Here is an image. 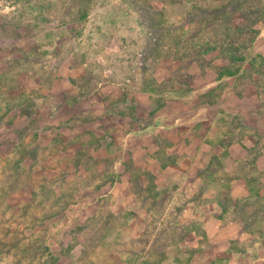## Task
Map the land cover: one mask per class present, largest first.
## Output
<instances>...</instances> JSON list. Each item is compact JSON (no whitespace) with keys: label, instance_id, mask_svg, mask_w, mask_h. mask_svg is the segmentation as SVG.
Here are the masks:
<instances>
[{"label":"rangeland","instance_id":"374dc122","mask_svg":"<svg viewBox=\"0 0 264 264\" xmlns=\"http://www.w3.org/2000/svg\"><path fill=\"white\" fill-rule=\"evenodd\" d=\"M201 1L0 0V264H264V76L148 89Z\"/></svg>","mask_w":264,"mask_h":264},{"label":"trees","instance_id":"16d2710c","mask_svg":"<svg viewBox=\"0 0 264 264\" xmlns=\"http://www.w3.org/2000/svg\"><path fill=\"white\" fill-rule=\"evenodd\" d=\"M74 1L82 6L80 17H86L88 13L84 4L87 0ZM160 1L166 3L168 0ZM181 1L169 0V3ZM201 2L203 4H192L187 11L186 22L194 25L192 29L184 31L183 26L178 27L179 35L177 34L175 38L167 42L169 46L167 44L163 52L165 42L151 44L152 46L146 50L150 57L154 56L155 61L163 57L169 65H173V68L169 67L170 74L167 80L160 83L154 79L150 80L151 84L148 89L154 100H160L164 90H171L177 96L183 95L191 89L192 76L189 70L191 71L192 67L202 70L207 66L214 67L215 59L226 63L219 67L217 79L233 76L239 73L240 69L244 74L242 76H247L245 73L248 76H256L259 73L264 76V57L260 55L257 60L250 54L251 43L260 33V29L256 26L264 25V0H207V2L202 0ZM147 19L156 27L157 20L154 14ZM164 26V21H162L160 28L163 29ZM4 31L7 32L8 29L4 28ZM205 34L210 35L207 41L203 39ZM45 36L48 34H44L43 37ZM188 38L190 40L187 42ZM193 40H195L194 44L191 43ZM208 40L214 43V46L209 45ZM211 52L212 55H210ZM247 59L249 60L244 63ZM24 169L20 168V172ZM103 230V225L98 224L95 233ZM100 238H103L102 234L99 235L98 239ZM133 254L134 252L129 254L126 264L135 263L132 260ZM147 260L142 261V264H148Z\"/></svg>","mask_w":264,"mask_h":264}]
</instances>
